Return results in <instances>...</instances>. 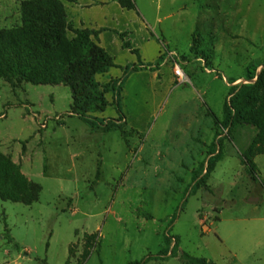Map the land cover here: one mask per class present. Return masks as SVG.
Instances as JSON below:
<instances>
[{
	"label": "rangeland",
	"instance_id": "obj_1",
	"mask_svg": "<svg viewBox=\"0 0 264 264\" xmlns=\"http://www.w3.org/2000/svg\"><path fill=\"white\" fill-rule=\"evenodd\" d=\"M24 1L0 0V30L21 26ZM245 1L248 21L233 31L245 37L222 38L216 56L213 42L196 40L195 49L213 57L207 70L191 53L195 10L157 30L161 37L167 29L190 79L180 83L173 69L172 81L164 69L156 85L131 74L121 95L123 128L151 120L126 141L116 129L104 133L70 115L64 85L13 89L0 80V151L42 188L32 206L0 199V264H130L165 250L168 258L147 264H185L183 252L215 264H264V155L254 158V177L243 159L257 131L222 126L232 80L248 83L247 68L259 73L264 65V0ZM121 70L97 81L120 79ZM106 99L107 110L90 115L95 126L118 119L113 94ZM87 235L97 239L85 260Z\"/></svg>",
	"mask_w": 264,
	"mask_h": 264
},
{
	"label": "trees",
	"instance_id": "obj_2",
	"mask_svg": "<svg viewBox=\"0 0 264 264\" xmlns=\"http://www.w3.org/2000/svg\"><path fill=\"white\" fill-rule=\"evenodd\" d=\"M65 1L72 4L79 2ZM119 4L128 10L136 8L133 0H119ZM21 18L20 27L0 30V80L7 82L13 89L25 83L34 86L64 85L71 90L70 115L77 116L92 129H100L104 133L116 129L125 141L131 134H140L133 129L127 132L123 128L126 121L121 97L123 86L133 73L143 70L159 71L164 56H161L156 65L145 66L142 64L139 50L133 48L126 40L127 35L118 33L123 47L137 57L139 64L122 69L123 75L120 79H110L107 84L101 85L97 81L98 75L121 67L92 39L97 38L100 32L74 28L68 21L62 0L24 1L21 5ZM69 33L74 37L70 38ZM196 40L195 38L193 41L191 53L197 60H204L207 67L213 57L205 51L196 50L199 46ZM259 68L253 64L247 68L244 80L248 83L233 85L237 80L231 82L222 121L225 129L243 125L256 129L257 134L253 142L243 154L245 165L253 177L258 172L254 158L264 155V65L258 73ZM108 93L113 94V106L118 119H111V125L95 126L90 115L107 110ZM211 114L216 116L213 112ZM217 160L218 158L207 165L206 176L214 172ZM41 192V186L31 182L22 174L20 166L0 151V199L32 206L39 201ZM145 217L153 219L150 215ZM96 239L97 235L85 237V260L91 256ZM169 243L168 239L167 244ZM168 253L169 251L165 250L159 256H151L142 262L130 264H147L151 260L166 259ZM181 259L185 264H215L205 258L191 257L185 252L182 253Z\"/></svg>",
	"mask_w": 264,
	"mask_h": 264
},
{
	"label": "crops",
	"instance_id": "obj_3",
	"mask_svg": "<svg viewBox=\"0 0 264 264\" xmlns=\"http://www.w3.org/2000/svg\"><path fill=\"white\" fill-rule=\"evenodd\" d=\"M62 1L67 11L68 21L75 29L100 32L97 38L93 37L92 39L113 58L117 66L121 67L112 68L109 73L104 74L109 78L114 69L121 70L139 64L137 57L123 47V42L118 33L126 34V40L131 43L133 48L139 50L143 65L154 66L167 49L174 56H179L175 51L170 50V43L165 38L167 29L163 27L161 30L162 38L157 36V30L161 29L165 22L175 18L176 21L184 23L187 11L195 10V25L192 30L193 41L195 38H199L202 41L213 42V54L216 56V45L222 38L245 37L244 34H236L233 31L236 26L240 25L243 17H246L248 21L252 9L250 3L245 0H140V3L133 0L136 7L134 10L122 8L119 0H79L76 4ZM70 10H72V14ZM163 10L167 12L163 14ZM203 36L206 38L204 39ZM203 49L202 51L206 52V48ZM190 62H186V65ZM197 62L201 63L206 70L209 69L205 67L206 62L204 60L200 59ZM180 66L183 70V64L180 63ZM208 66L212 67L211 61ZM164 69L171 70L173 81V63L166 58L159 71H142L134 75L147 74L155 80L156 85H161ZM121 72L123 73L122 70ZM100 76L103 75H98L97 78ZM187 78L190 79L188 76ZM150 120L151 118L147 121L142 119L138 124L132 125L136 128L133 129L141 132L143 128H147Z\"/></svg>",
	"mask_w": 264,
	"mask_h": 264
},
{
	"label": "built area",
	"instance_id": "obj_4",
	"mask_svg": "<svg viewBox=\"0 0 264 264\" xmlns=\"http://www.w3.org/2000/svg\"><path fill=\"white\" fill-rule=\"evenodd\" d=\"M164 56L168 61L173 63L174 74L177 77L178 81L183 84L188 83L187 76L182 70L177 58L170 51H166Z\"/></svg>",
	"mask_w": 264,
	"mask_h": 264
}]
</instances>
